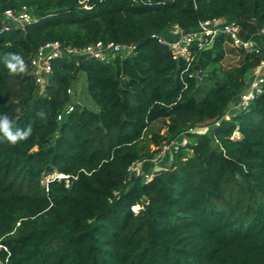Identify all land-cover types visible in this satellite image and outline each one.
<instances>
[{
  "label": "trees",
  "instance_id": "trees-1",
  "mask_svg": "<svg viewBox=\"0 0 264 264\" xmlns=\"http://www.w3.org/2000/svg\"><path fill=\"white\" fill-rule=\"evenodd\" d=\"M8 10L35 20L0 30V115L31 129L15 144L0 133V264H264V87L249 110L221 120L264 50L223 70L230 41L219 36L197 55V77L151 37L223 18L243 40L264 42V0H0V17ZM52 41L136 51L112 64L57 61L38 96L30 59ZM11 53L23 72L5 67ZM81 73L99 111L65 115ZM206 122L218 123L210 136H195L150 180L128 181L152 158L151 126L166 130L154 136L160 146ZM54 173L63 177L45 184Z\"/></svg>",
  "mask_w": 264,
  "mask_h": 264
},
{
  "label": "built area",
  "instance_id": "built-area-1",
  "mask_svg": "<svg viewBox=\"0 0 264 264\" xmlns=\"http://www.w3.org/2000/svg\"><path fill=\"white\" fill-rule=\"evenodd\" d=\"M3 18L6 22H4L1 30L9 29L12 26L24 29L27 24L35 20L32 14L26 10H8L3 14ZM7 26L10 27L8 28ZM241 32L242 28L238 22L216 18L200 22L196 29L188 32L181 29L178 25H175L168 34H153L151 37L161 44L166 45L173 52L176 59L185 61L187 69L194 66L197 77H201L200 70L196 71V67L199 66L195 63L197 55L211 48L219 36L225 35L236 48L243 50L248 55H260L262 53V49L254 37L249 40H243ZM262 35H264V29L258 32L256 36L260 37ZM135 51L136 45L134 44L104 43L98 41L80 48L72 45H64L59 41H52L41 46L31 57L30 63L36 83L45 89L53 74V66L57 61L84 58L96 60L104 64H112L117 56H130ZM263 87L264 74H261L252 80L247 92L241 96L243 110H249L252 102L262 94ZM70 93L71 91H69ZM73 111L74 107L68 106L64 114L69 115ZM64 114L60 115L58 120H62ZM175 143H178V141ZM187 143L184 140L181 143L179 142L178 145L183 148ZM136 165L137 163L133 164L130 171ZM56 178L61 179L62 175L60 177L59 175L54 176L52 180Z\"/></svg>",
  "mask_w": 264,
  "mask_h": 264
},
{
  "label": "rangeland",
  "instance_id": "rangeland-1",
  "mask_svg": "<svg viewBox=\"0 0 264 264\" xmlns=\"http://www.w3.org/2000/svg\"><path fill=\"white\" fill-rule=\"evenodd\" d=\"M6 22L4 18L0 17V30L2 29V26ZM259 46L262 49V52L264 50V42L263 40H257ZM227 51L228 54L226 56L225 61L223 62L221 68L223 70H229L231 68L237 67L241 64V62L244 60L245 56L247 55L243 50H240L235 47V45L231 42L227 43ZM263 54V53H261ZM264 59L261 61L260 65L256 68H253L247 75L245 79L246 86L241 93L240 96H238L225 110L224 114L222 115V119L224 121L231 120L235 115L243 111L242 104H241V96L247 92L249 89L251 82L254 78L257 76L264 74ZM88 82L86 75L84 73L79 74L77 81L74 82L72 89H71V105L75 106L79 105L80 107H86L90 110L99 111V108L97 104L91 99V97L88 94ZM44 88L41 87L39 91L38 96L43 95ZM220 120V121H221ZM218 125L216 122H206L204 124H201L199 126L194 127L193 129H190L187 133H185L181 138L171 141L170 143H161V145H157L154 140V136H157L158 134L164 135L166 134V130L163 129V125L161 123H156L153 126H151L148 136L144 141L143 146L145 147L144 152H149L152 155L151 159L140 161L137 163V165L133 166V168L130 171L129 174V180L131 181L134 178L141 177L143 180H150L155 174H157L159 171H161L164 167H168L173 159L174 155L178 153L182 147L178 145V143L181 141L183 142L186 140L188 143L185 147L188 146V144H192L196 141L195 136L200 135H208L210 136L213 129ZM194 134V135H191ZM236 138L239 136L238 134L234 135ZM178 141V143H175ZM177 147H179L177 149ZM187 154L191 155L192 152L190 150H187ZM58 174L54 173L53 175H50L45 178L44 183H48L54 176H57ZM61 175H59L60 177ZM63 177V176H62ZM133 210L137 211L139 210L138 207L134 208Z\"/></svg>",
  "mask_w": 264,
  "mask_h": 264
},
{
  "label": "clouds",
  "instance_id": "clouds-1",
  "mask_svg": "<svg viewBox=\"0 0 264 264\" xmlns=\"http://www.w3.org/2000/svg\"><path fill=\"white\" fill-rule=\"evenodd\" d=\"M5 67L11 73L23 72L25 70V61L17 53L8 54L3 61ZM31 129L13 128L12 122L7 115H0V133L12 144L18 140H24L30 135Z\"/></svg>",
  "mask_w": 264,
  "mask_h": 264
},
{
  "label": "water",
  "instance_id": "water-1",
  "mask_svg": "<svg viewBox=\"0 0 264 264\" xmlns=\"http://www.w3.org/2000/svg\"><path fill=\"white\" fill-rule=\"evenodd\" d=\"M8 28L10 27V26H7ZM200 70V67L199 66H197L196 67V71H199Z\"/></svg>",
  "mask_w": 264,
  "mask_h": 264
}]
</instances>
